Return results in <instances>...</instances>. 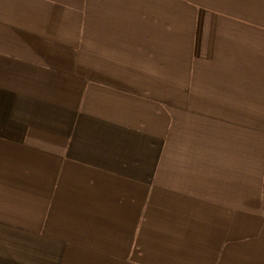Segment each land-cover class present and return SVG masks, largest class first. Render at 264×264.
<instances>
[{
  "label": "crops",
  "instance_id": "1",
  "mask_svg": "<svg viewBox=\"0 0 264 264\" xmlns=\"http://www.w3.org/2000/svg\"><path fill=\"white\" fill-rule=\"evenodd\" d=\"M0 264H264V0H0Z\"/></svg>",
  "mask_w": 264,
  "mask_h": 264
}]
</instances>
